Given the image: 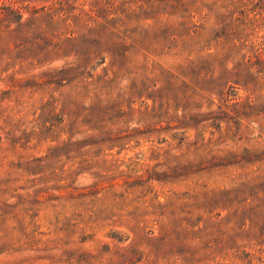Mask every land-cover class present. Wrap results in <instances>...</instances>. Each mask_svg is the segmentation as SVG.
Returning <instances> with one entry per match:
<instances>
[{"label":"rangeland","instance_id":"1","mask_svg":"<svg viewBox=\"0 0 264 264\" xmlns=\"http://www.w3.org/2000/svg\"><path fill=\"white\" fill-rule=\"evenodd\" d=\"M261 237L264 0H0V264H264Z\"/></svg>","mask_w":264,"mask_h":264},{"label":"trees","instance_id":"2","mask_svg":"<svg viewBox=\"0 0 264 264\" xmlns=\"http://www.w3.org/2000/svg\"><path fill=\"white\" fill-rule=\"evenodd\" d=\"M262 206V204L261 203H259V204H257L256 206H252L251 208H253V209H255V207H261ZM262 238V241H261V243H264V237H261Z\"/></svg>","mask_w":264,"mask_h":264}]
</instances>
